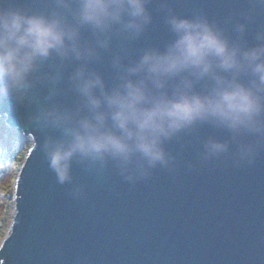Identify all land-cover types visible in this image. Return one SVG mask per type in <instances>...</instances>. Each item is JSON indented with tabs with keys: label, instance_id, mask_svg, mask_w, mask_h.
<instances>
[{
	"label": "clouds",
	"instance_id": "clouds-1",
	"mask_svg": "<svg viewBox=\"0 0 264 264\" xmlns=\"http://www.w3.org/2000/svg\"><path fill=\"white\" fill-rule=\"evenodd\" d=\"M150 3L43 0L28 10L0 0V99L36 104L33 122L59 132L44 150L61 184L71 182L73 162H110L134 182L168 167L166 145L204 126L227 138H203V159L234 149L243 160L264 140V24L256 22L264 0L222 23L157 0L170 38L136 48L153 21ZM105 63L108 80L97 67ZM67 93L71 105L57 99Z\"/></svg>",
	"mask_w": 264,
	"mask_h": 264
},
{
	"label": "water",
	"instance_id": "water-1",
	"mask_svg": "<svg viewBox=\"0 0 264 264\" xmlns=\"http://www.w3.org/2000/svg\"><path fill=\"white\" fill-rule=\"evenodd\" d=\"M16 2L28 10L44 6L43 0ZM169 2L181 15L203 13L221 23L248 8V0ZM156 5H148L153 21L136 48H163L170 38ZM256 22L264 24V12ZM248 39L255 43L251 33ZM97 67L108 80L106 63ZM45 94L39 89L41 101ZM57 99L71 105L74 96ZM36 108L0 99L5 125L32 139L16 178L0 264H264V140L243 160L234 149L203 159V138H227L204 126L166 145L173 163L134 182L110 162H73L71 182L61 184L44 150L47 137L60 134L33 122Z\"/></svg>",
	"mask_w": 264,
	"mask_h": 264
},
{
	"label": "trees",
	"instance_id": "trees-1",
	"mask_svg": "<svg viewBox=\"0 0 264 264\" xmlns=\"http://www.w3.org/2000/svg\"><path fill=\"white\" fill-rule=\"evenodd\" d=\"M28 147L27 139L13 128L5 125L3 119L0 117V209H6L5 204L8 201V197H6L8 190L5 188H7L6 183L8 180L10 181L11 170H13L14 165L16 166V164L22 162ZM3 188L5 189L4 191H2Z\"/></svg>",
	"mask_w": 264,
	"mask_h": 264
},
{
	"label": "rangeland",
	"instance_id": "rangeland-1",
	"mask_svg": "<svg viewBox=\"0 0 264 264\" xmlns=\"http://www.w3.org/2000/svg\"><path fill=\"white\" fill-rule=\"evenodd\" d=\"M2 119L4 121V118H2ZM11 128H13L16 131V129L14 127H11ZM19 133L27 139L28 144L30 146L32 143L31 137L25 136L21 132H19ZM24 158H23L21 163L16 164V166L14 165L13 170H11L12 171L11 176L9 177L10 181L8 180V182L6 183L7 188L4 187L5 189L8 190L7 196H6V197H8V201L5 204L6 209L5 208L0 209V244H1L3 238L5 237V235L7 234L8 230H9V225H10L13 213H14V206H13V199H12L13 190L15 188L16 177L18 175L21 164L24 161ZM0 163H1V156H0ZM4 188L2 189V191L5 190ZM2 231H4V232L2 233Z\"/></svg>",
	"mask_w": 264,
	"mask_h": 264
}]
</instances>
